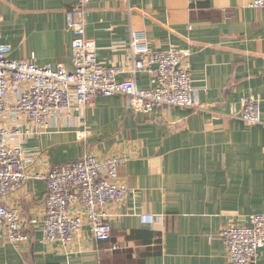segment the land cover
Instances as JSON below:
<instances>
[{
	"label": "crops",
	"instance_id": "crops-1",
	"mask_svg": "<svg viewBox=\"0 0 264 264\" xmlns=\"http://www.w3.org/2000/svg\"><path fill=\"white\" fill-rule=\"evenodd\" d=\"M79 1L0 0L10 56L34 53L38 64L72 69L66 12ZM249 2L90 0L86 32L99 62L121 66L119 80L132 77L129 39L139 30L152 48H188L200 107L145 112L117 93L94 97L82 112L58 111L40 132L25 115L3 118L2 125L33 130L25 142L28 178L5 196L27 223L43 218L47 185L37 174L54 163L118 155V177L130 191L105 206L110 240L96 239L84 221L64 246L45 240L38 225L25 242L0 239V264H230L219 232L264 212V7ZM135 80L148 87L149 72L138 71ZM250 95L261 100V121L253 124L239 117ZM254 264H264V246Z\"/></svg>",
	"mask_w": 264,
	"mask_h": 264
},
{
	"label": "built area",
	"instance_id": "built-area-1",
	"mask_svg": "<svg viewBox=\"0 0 264 264\" xmlns=\"http://www.w3.org/2000/svg\"><path fill=\"white\" fill-rule=\"evenodd\" d=\"M89 2L80 0L66 12V23L74 34L72 69L62 62L38 64L34 53L30 58H14L10 56L12 45L0 34V239L25 242L31 230L40 225L45 240L68 246L87 221L96 239L110 240L113 226L105 206L122 201L130 191L118 177L124 162L118 155L87 153L79 159L54 163L37 174L47 185L43 218L32 217L27 223L17 208L5 203V196L28 178L25 142L33 130L2 125L3 118L25 115L40 132L58 111L73 108L82 112L94 97L117 93L128 96L131 108L145 112L164 105L200 107L194 96L188 48H152L146 32L139 30L129 39L132 77L119 80L121 66L99 62L97 42L86 32ZM249 5L264 7V0H250ZM140 70L149 72L150 85L146 88L136 84L135 75ZM239 117L246 123L260 122V98H243ZM85 132L81 130L80 135ZM249 219L248 224H231L219 232L230 264H254L264 246V212L252 213Z\"/></svg>",
	"mask_w": 264,
	"mask_h": 264
}]
</instances>
